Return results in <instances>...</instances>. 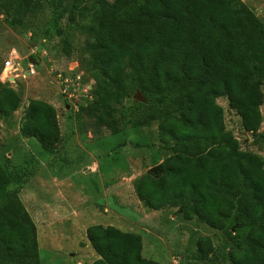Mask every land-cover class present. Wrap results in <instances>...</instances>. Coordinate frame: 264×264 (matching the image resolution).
<instances>
[{
  "label": "trees",
  "instance_id": "trees-1",
  "mask_svg": "<svg viewBox=\"0 0 264 264\" xmlns=\"http://www.w3.org/2000/svg\"><path fill=\"white\" fill-rule=\"evenodd\" d=\"M41 8L42 0H0L18 28ZM74 9L92 14L93 38L77 60L93 84L79 108L104 111L97 115L111 117L112 134L158 120L159 141L170 151L157 176L134 179L138 200L155 210L175 207L217 230L218 241L231 244L227 264H264V157L241 148L217 102L226 98L253 144L264 140V22L241 0H73ZM64 52L71 56V44ZM1 82L0 115L8 116L21 96ZM136 92L144 101L124 105ZM20 133L52 149L60 140L55 107L31 99ZM86 238L98 254L91 264H161L142 255L138 233L92 224ZM225 251L208 235L196 239L203 260ZM0 264H40L36 225L1 165Z\"/></svg>",
  "mask_w": 264,
  "mask_h": 264
},
{
  "label": "rangeland",
  "instance_id": "rangeland-1",
  "mask_svg": "<svg viewBox=\"0 0 264 264\" xmlns=\"http://www.w3.org/2000/svg\"><path fill=\"white\" fill-rule=\"evenodd\" d=\"M58 1L42 0L41 10L20 28L12 26L0 11V76H10L7 84L21 96L15 111L0 115V165L9 189L17 192L36 225L40 264H91L98 258L86 238V228L92 224L137 227L148 234L145 251L162 264H227L231 244L219 242L217 230L183 218L176 209L165 207L159 213L137 199L134 179L149 173L158 162L150 152L161 145L158 120L129 125L112 134L108 127L111 117L103 122L97 115L104 111L90 115L79 108L87 103L93 84L77 60L87 40L93 38L92 14L88 10L78 13L77 9L70 13L73 0H63L60 5ZM241 1L264 22V0ZM66 42L71 44V56L64 52ZM9 56L20 64V70L3 68ZM28 56L36 63L29 62ZM31 66L33 73L28 69ZM3 85L0 80V88ZM121 88L116 85L114 90ZM261 89L264 94V82ZM133 97L129 94L123 104ZM31 99L45 100L56 109L60 140L50 150L36 138L20 133ZM217 102L223 107L226 128L241 148L264 157V140L253 144L251 133L243 130L240 117L229 108L226 98L219 97ZM260 110L264 130V99ZM128 167L134 172L123 175ZM201 235L212 237L217 249L226 251L215 252L211 261L201 259L196 253V239Z\"/></svg>",
  "mask_w": 264,
  "mask_h": 264
},
{
  "label": "crops",
  "instance_id": "crops-1",
  "mask_svg": "<svg viewBox=\"0 0 264 264\" xmlns=\"http://www.w3.org/2000/svg\"><path fill=\"white\" fill-rule=\"evenodd\" d=\"M262 125V124H261ZM260 131H264V130H261V127H260ZM162 148L164 149V150H162ZM251 150V149H250ZM139 152L140 153H142V150H140L139 149ZM150 152H151V154L153 155L152 157L154 158H156V160L158 159V162H157V165L165 158V157H167L169 154H170V151L169 150H167V149H165L163 146H162V144L161 145H156L154 148H153V150H150ZM163 152H165V153H163ZM255 152H258V151H255ZM258 153H260V152H258ZM131 166V165H130ZM129 169H131V170H129ZM127 171H125V173H123V175H126V174H130L131 172H134V170H132V167H128L127 169H126ZM132 174V173H131ZM138 199V198H137ZM169 209H176L175 207H169ZM153 210H155V209H153ZM158 210V212L159 213H161L160 212V209H157ZM146 212V211H145ZM147 212H149V213H153V212H155L156 213V211H152V210H148ZM154 215H156V214H154ZM179 215H181V214H179ZM182 216V215H181ZM192 220V219H191ZM195 220V219H194ZM114 226H116V227H118L119 229H121V230H123V231H131V232H135V233H138V234H142L141 235V237H142V255L144 256V257H146V258H148V259H152V255L153 254H151L150 252H148L147 253V251H145V237L148 235L147 233L146 234H143V232L142 231H140V230H138V228L136 227V230L135 229H129V228H126V227H124V226H120V225H116V224H114ZM217 235H218V232L216 233ZM193 246H194V241H193ZM156 256H160V255H156ZM157 258H159V257H157ZM153 260H155V259H153ZM156 261H158V259L156 260ZM158 262H160V261H158ZM161 263V262H160ZM162 264V263H161Z\"/></svg>",
  "mask_w": 264,
  "mask_h": 264
},
{
  "label": "built area",
  "instance_id": "built-area-1",
  "mask_svg": "<svg viewBox=\"0 0 264 264\" xmlns=\"http://www.w3.org/2000/svg\"><path fill=\"white\" fill-rule=\"evenodd\" d=\"M14 59H13V57H10L9 56V58H7L6 60H5V62H4V67L3 68H5V70L7 69V68H12V67H14V68H12V70L13 71H16V70H20L21 69V67H19V63H16V62H14L13 61ZM29 69V71H30V73H33L34 72V69H33V66H31V68H28ZM10 76H5L4 78L2 77V76H0V79L3 81V82H5V81H10ZM80 78V77H79ZM11 79H14V77H12ZM89 90H90V86H89ZM65 92V91H64Z\"/></svg>",
  "mask_w": 264,
  "mask_h": 264
},
{
  "label": "water",
  "instance_id": "water-1",
  "mask_svg": "<svg viewBox=\"0 0 264 264\" xmlns=\"http://www.w3.org/2000/svg\"><path fill=\"white\" fill-rule=\"evenodd\" d=\"M28 61L32 62L34 64L36 63V60L32 56H28ZM134 98L137 99V100H140V101H144V98L141 96V94L139 92L135 93ZM81 104L83 105L84 103H81ZM149 173H153L155 176H157L159 174L158 165L153 166L149 170Z\"/></svg>",
  "mask_w": 264,
  "mask_h": 264
}]
</instances>
